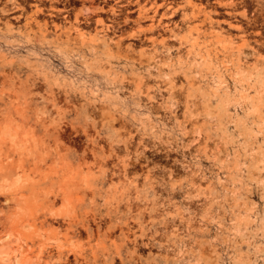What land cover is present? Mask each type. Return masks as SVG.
I'll use <instances>...</instances> for the list:
<instances>
[{
    "label": "rangeland",
    "instance_id": "374dc122",
    "mask_svg": "<svg viewBox=\"0 0 264 264\" xmlns=\"http://www.w3.org/2000/svg\"><path fill=\"white\" fill-rule=\"evenodd\" d=\"M2 245L264 264V0H0Z\"/></svg>",
    "mask_w": 264,
    "mask_h": 264
},
{
    "label": "bare ground",
    "instance_id": "6f19581e",
    "mask_svg": "<svg viewBox=\"0 0 264 264\" xmlns=\"http://www.w3.org/2000/svg\"><path fill=\"white\" fill-rule=\"evenodd\" d=\"M151 16V15H150ZM155 18V17H154ZM6 247V246H5ZM4 247V245H2V246H0V264H2V262H3V260L5 259V258H3L2 256H3V253L5 252V248Z\"/></svg>",
    "mask_w": 264,
    "mask_h": 264
}]
</instances>
